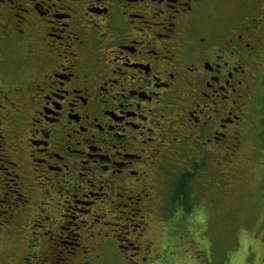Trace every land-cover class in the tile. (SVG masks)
Instances as JSON below:
<instances>
[{"label":"flooded vegetation","instance_id":"1","mask_svg":"<svg viewBox=\"0 0 264 264\" xmlns=\"http://www.w3.org/2000/svg\"><path fill=\"white\" fill-rule=\"evenodd\" d=\"M259 154L264 0H0V232L23 263L156 264L189 215L264 212Z\"/></svg>","mask_w":264,"mask_h":264},{"label":"rangeland","instance_id":"2","mask_svg":"<svg viewBox=\"0 0 264 264\" xmlns=\"http://www.w3.org/2000/svg\"><path fill=\"white\" fill-rule=\"evenodd\" d=\"M257 160L249 169L254 174L251 182L254 188L264 183V179L262 180L264 178V157L259 154ZM257 163H259L258 166H256ZM235 166L236 164H232L229 172H232ZM226 170L224 168L225 172ZM263 190L260 189L259 192ZM210 205H213L210 200L203 199L202 201L201 199L193 209L201 212L200 208L204 209ZM223 208L226 217L220 216L224 214L220 211L218 219L214 218L215 211L212 212L211 208H207V212H204L203 216L196 217V220L190 218V215L187 216L183 224H180L183 226L179 228V237L173 240L175 242L172 246L175 248L172 250L176 249L177 252L165 254L164 258L158 257L153 262L156 264H264V212L246 220L242 215L244 212L242 209H238L239 213L232 215L227 210V205ZM0 227H5V223L0 222ZM165 227L166 224L163 221L156 230L160 243L164 238ZM26 232L29 233L27 229ZM14 234L12 231L10 233L0 232L2 237L0 239V264H35V254L29 257V261L23 263L22 258L26 255L28 244L20 245L15 238H20L21 233L18 232L17 236ZM13 244L17 250H13L15 247Z\"/></svg>","mask_w":264,"mask_h":264},{"label":"bare ground","instance_id":"3","mask_svg":"<svg viewBox=\"0 0 264 264\" xmlns=\"http://www.w3.org/2000/svg\"><path fill=\"white\" fill-rule=\"evenodd\" d=\"M176 157V156H175ZM182 175V174H181Z\"/></svg>","mask_w":264,"mask_h":264}]
</instances>
